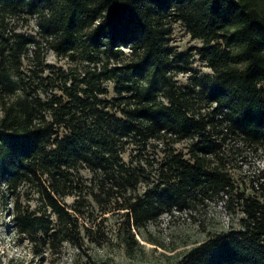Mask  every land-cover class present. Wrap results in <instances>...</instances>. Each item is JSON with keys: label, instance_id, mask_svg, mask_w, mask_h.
Masks as SVG:
<instances>
[{"label": "trees", "instance_id": "1", "mask_svg": "<svg viewBox=\"0 0 264 264\" xmlns=\"http://www.w3.org/2000/svg\"><path fill=\"white\" fill-rule=\"evenodd\" d=\"M178 24L209 74L172 44ZM260 151L264 0H0V184L35 258L73 243L106 264L93 248L133 255L149 223L219 197L237 226L172 264H264V197L233 175Z\"/></svg>", "mask_w": 264, "mask_h": 264}, {"label": "rangeland", "instance_id": "2", "mask_svg": "<svg viewBox=\"0 0 264 264\" xmlns=\"http://www.w3.org/2000/svg\"><path fill=\"white\" fill-rule=\"evenodd\" d=\"M36 29V20L32 19L25 31L34 34ZM171 39L178 51L188 53L192 67L199 76L211 72L198 54L199 40L193 39L179 24L175 26ZM47 61L60 66L68 65L52 52L48 53ZM188 75L177 73L175 77L181 84H186ZM108 87L109 96L113 97L112 84L109 83ZM182 146L183 144L179 145L180 148ZM247 155L242 167L233 170L238 189L264 197L259 184L264 181V174H261L264 169V151L257 154L250 152ZM258 178L260 181L256 180ZM4 191V186L0 184V264H90L73 243L65 244L61 252L51 258H35L29 244L20 243L13 231L10 215L4 205ZM66 201L72 203L74 198L68 197ZM242 216L243 213L232 209L225 198L214 197L205 202L174 208L172 213H164L158 221L149 223L144 236L150 240L146 241L144 236L137 234L136 237L144 248L136 250L133 255L127 254L115 241L101 248H93L91 253L95 260L106 264H172L194 246L228 231L232 225L236 227Z\"/></svg>", "mask_w": 264, "mask_h": 264}]
</instances>
